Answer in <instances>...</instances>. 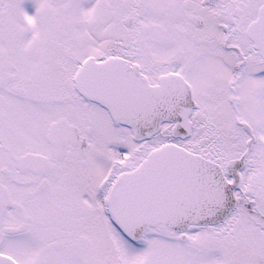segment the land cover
Masks as SVG:
<instances>
[{
	"label": "snow or ice",
	"instance_id": "6c2138e0",
	"mask_svg": "<svg viewBox=\"0 0 264 264\" xmlns=\"http://www.w3.org/2000/svg\"><path fill=\"white\" fill-rule=\"evenodd\" d=\"M0 264H264V0H0Z\"/></svg>",
	"mask_w": 264,
	"mask_h": 264
}]
</instances>
